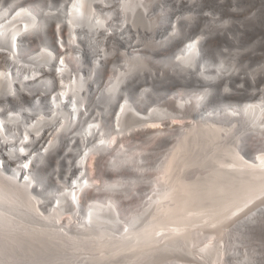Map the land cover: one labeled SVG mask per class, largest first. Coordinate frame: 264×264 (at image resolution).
I'll return each instance as SVG.
<instances>
[{"label": "bare ground", "instance_id": "obj_1", "mask_svg": "<svg viewBox=\"0 0 264 264\" xmlns=\"http://www.w3.org/2000/svg\"><path fill=\"white\" fill-rule=\"evenodd\" d=\"M243 4L0 0V264H264Z\"/></svg>", "mask_w": 264, "mask_h": 264}, {"label": "rangeland", "instance_id": "obj_2", "mask_svg": "<svg viewBox=\"0 0 264 264\" xmlns=\"http://www.w3.org/2000/svg\"><path fill=\"white\" fill-rule=\"evenodd\" d=\"M244 5H245L244 9L247 10L246 13H248V14H251V13H253L255 11H258L259 9H263L264 10V0H245V4H243V6ZM256 26L261 30V32L263 34H260V35L256 36L251 41H247V40L243 39L241 41V43H240L242 49L239 50V51H243V52L248 53V55L243 58L244 62H245L244 64L246 66L249 65L250 69H253V70L254 69H258L262 65H264V20L263 21H259ZM253 28L254 27L252 25H249V24H244L243 25V29L246 30V31H251ZM232 31H233V33H237V30L234 29V28L232 29ZM261 41H263V44H260ZM257 45H259V46H257ZM222 46H226V44L224 43V44H220L219 45L220 48ZM256 55H262V57L259 60H257V59L255 60V59H252V58L249 57V56L255 57ZM61 63L62 62H60V64ZM104 76H105V79H106L107 76H108V71L106 72V74ZM243 102H245V101H243ZM149 110H151V109L143 110V113H141L140 116H144V112L145 111L148 112ZM192 121H194V118H187L185 120L186 123H191ZM125 143L126 142H123V143L120 142L117 146H122ZM217 153H224V152L222 150H219L218 152L211 153L210 154V158H212ZM186 167L188 168L190 166H186ZM196 169H197V167L196 168L195 167L194 168H190V170L188 169L189 171L182 172L183 173L182 175H181V172H180L181 178H185L186 177L185 180H190V179H195V178L199 179V178L203 177V174H208L209 173V170L204 169V171H202V172L207 171V173H202L201 172L202 174L201 173L198 174V171H196ZM198 169L200 170L199 167H198ZM93 177L95 179V182L99 183V184L102 183L104 180H106L105 176L101 173V171H99L98 173H94ZM249 210H250V208L246 209L239 216L235 217L236 220H234V218L232 220H230L229 224H233L234 222L239 220ZM227 211H225L224 213H226ZM43 214L44 213L39 214V215H41V217L43 218Z\"/></svg>", "mask_w": 264, "mask_h": 264}]
</instances>
